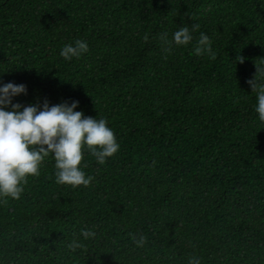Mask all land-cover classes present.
<instances>
[{"label": "trees", "instance_id": "trees-1", "mask_svg": "<svg viewBox=\"0 0 264 264\" xmlns=\"http://www.w3.org/2000/svg\"><path fill=\"white\" fill-rule=\"evenodd\" d=\"M193 23V40L164 53L158 35ZM200 32L214 55L192 51ZM77 38L88 51L65 60ZM256 64L264 0H0V83L27 86L13 100L76 99L119 143L103 164L84 151L89 185L57 184L49 154L0 203V264H264ZM74 236L84 246L70 251Z\"/></svg>", "mask_w": 264, "mask_h": 264}, {"label": "clouds", "instance_id": "clouds-1", "mask_svg": "<svg viewBox=\"0 0 264 264\" xmlns=\"http://www.w3.org/2000/svg\"><path fill=\"white\" fill-rule=\"evenodd\" d=\"M197 27L195 23L191 28L184 24L172 32L171 38L167 32L160 33L158 38L163 52L168 53L174 46L191 42ZM87 51L88 43L77 38L65 43L59 49V55L70 60ZM192 51L197 55H214L210 37L200 32ZM236 59L243 62L244 58L237 56ZM247 83L255 94L254 110L258 119L264 122V66L256 64V72ZM22 93H27L23 82L10 80L0 83V203L6 202L9 197H21L27 177L40 174V166L49 154L53 158V175L57 184L72 187L89 185L93 177L83 171L81 161L84 151L90 152L97 162L103 164L119 149L106 119L85 115L77 109L76 99L51 104L47 98L30 104L13 100ZM94 227L81 228L80 236L83 239L94 237ZM131 238L137 247H143L146 241V237L139 232L131 234ZM83 239L74 236L65 246L75 251L84 246ZM187 264H201V259L189 255Z\"/></svg>", "mask_w": 264, "mask_h": 264}]
</instances>
